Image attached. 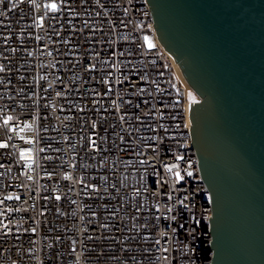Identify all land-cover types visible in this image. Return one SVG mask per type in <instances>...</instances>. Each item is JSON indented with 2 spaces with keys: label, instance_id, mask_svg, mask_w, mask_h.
Returning a JSON list of instances; mask_svg holds the SVG:
<instances>
[{
  "label": "built area",
  "instance_id": "built-area-1",
  "mask_svg": "<svg viewBox=\"0 0 264 264\" xmlns=\"http://www.w3.org/2000/svg\"><path fill=\"white\" fill-rule=\"evenodd\" d=\"M173 64L148 0H0V264H212Z\"/></svg>",
  "mask_w": 264,
  "mask_h": 264
},
{
  "label": "water",
  "instance_id": "water-1",
  "mask_svg": "<svg viewBox=\"0 0 264 264\" xmlns=\"http://www.w3.org/2000/svg\"><path fill=\"white\" fill-rule=\"evenodd\" d=\"M200 100L190 133L211 194L212 264H264V0H148Z\"/></svg>",
  "mask_w": 264,
  "mask_h": 264
},
{
  "label": "rangeland",
  "instance_id": "rangeland-1",
  "mask_svg": "<svg viewBox=\"0 0 264 264\" xmlns=\"http://www.w3.org/2000/svg\"><path fill=\"white\" fill-rule=\"evenodd\" d=\"M147 43L148 44H151V45H153V41L151 40V39H149L148 41H147ZM181 81V80H180ZM181 83H182V85H183V87L186 89V91H187V97H188V101H189V103L190 102H196V101H199L200 100V98H199V96L191 89H187L186 88V86L184 85V83L181 81Z\"/></svg>",
  "mask_w": 264,
  "mask_h": 264
},
{
  "label": "bare ground",
  "instance_id": "bare-ground-1",
  "mask_svg": "<svg viewBox=\"0 0 264 264\" xmlns=\"http://www.w3.org/2000/svg\"><path fill=\"white\" fill-rule=\"evenodd\" d=\"M172 61L174 63L173 65H174V68H175V71H176V74H177L178 78L184 83V85L186 86V88L189 90L190 89L189 88L190 86L188 85V83L186 82L185 78L183 77L181 70L179 69L178 65L176 64V62L174 61L173 58H172Z\"/></svg>",
  "mask_w": 264,
  "mask_h": 264
},
{
  "label": "snow or ice",
  "instance_id": "snow-or-ice-1",
  "mask_svg": "<svg viewBox=\"0 0 264 264\" xmlns=\"http://www.w3.org/2000/svg\"><path fill=\"white\" fill-rule=\"evenodd\" d=\"M189 175H191V173H189Z\"/></svg>",
  "mask_w": 264,
  "mask_h": 264
}]
</instances>
